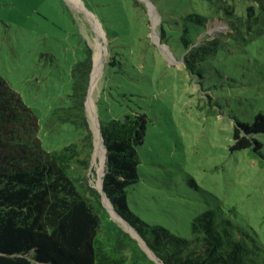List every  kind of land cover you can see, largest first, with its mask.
<instances>
[{
	"label": "rangeland",
	"instance_id": "obj_1",
	"mask_svg": "<svg viewBox=\"0 0 264 264\" xmlns=\"http://www.w3.org/2000/svg\"><path fill=\"white\" fill-rule=\"evenodd\" d=\"M75 1L0 0V76L36 114L43 148L78 138L71 123L49 118L53 108L68 104L71 68L84 58V45L90 46L94 65L99 42L104 63L92 92L95 106L86 112L92 185L101 190L106 155L95 121L132 109L145 113L139 180L129 189L134 211L190 239L192 218L214 207L239 225V235L254 250L253 262H246L264 264V166L247 149L229 148L235 121L264 112V31L221 37L224 47L202 65L200 77L185 67L174 45L161 42L162 15L153 0H139L143 6L136 8L129 0ZM235 1L242 14L248 0ZM200 6L208 10L205 2ZM207 24L210 37L228 30L216 18ZM109 54L120 67H106ZM257 138L264 151V134ZM103 201L126 227L108 196Z\"/></svg>",
	"mask_w": 264,
	"mask_h": 264
},
{
	"label": "trees",
	"instance_id": "obj_2",
	"mask_svg": "<svg viewBox=\"0 0 264 264\" xmlns=\"http://www.w3.org/2000/svg\"><path fill=\"white\" fill-rule=\"evenodd\" d=\"M153 2L162 15L161 42L174 45L185 67L200 77L202 65H208L224 47L223 37L264 31V0H248L242 14L235 0ZM202 2L207 11L201 8ZM129 4L143 6L139 0H129ZM214 18L228 30L210 37L207 22ZM83 52L84 58L71 68L68 104L53 108L49 118L71 123L78 131L76 140L59 148H43L36 114L0 76V264H159L111 218L101 193L91 183L93 139L84 102L93 62L90 46L85 44ZM114 65L120 67L121 62L109 54L106 67ZM99 122L106 147L103 190L159 261L252 264L246 260L253 262L254 250L239 235V225L214 207L192 218L190 239L135 212L129 189L139 180L138 146L144 141L147 115L132 109ZM257 134H264L263 111L254 113L251 121H235L229 148L247 149L264 166ZM228 211L237 213L235 206Z\"/></svg>",
	"mask_w": 264,
	"mask_h": 264
},
{
	"label": "bare ground",
	"instance_id": "obj_3",
	"mask_svg": "<svg viewBox=\"0 0 264 264\" xmlns=\"http://www.w3.org/2000/svg\"><path fill=\"white\" fill-rule=\"evenodd\" d=\"M74 2L76 3L75 0H74ZM95 47H96L95 48V60H94V65H93L94 67H92L89 94L87 96V101H86V106H87V110H88L89 114L92 113V108H93V106H95V101H94V98L92 96V92H93V88H94V86L96 84V80H97V78H98V76H99V74L101 72L102 64L104 63L103 62V55H102V52H101V47L99 45V42L96 41ZM95 122H96V124H95V126H96V138L100 140V142H99L100 152L103 153L104 152V146L102 144V141H101V138H100V134H99V126H98L99 123H97V121H95ZM96 146H97V150H98V144H96ZM105 159H106V155L104 157L103 164L105 162Z\"/></svg>",
	"mask_w": 264,
	"mask_h": 264
},
{
	"label": "water",
	"instance_id": "obj_4",
	"mask_svg": "<svg viewBox=\"0 0 264 264\" xmlns=\"http://www.w3.org/2000/svg\"><path fill=\"white\" fill-rule=\"evenodd\" d=\"M93 67V65H92ZM91 73H92V70H91ZM91 73H90V79H91ZM89 87H90V80H89V86H88V90H87V94H86V99H85V110L87 112V109H86V101H87V96L89 94ZM99 134H100V138H101V141H102V144L104 146V150H105V154H106V147L104 145V141H103V136H102V133H101V126H100V122H99ZM91 161H92V155H91ZM91 166H92V163H91ZM104 166H105V162H104ZM103 174H104V171H103ZM102 180V179H101ZM99 192L101 193V197H102V202L103 204L105 205V207L107 208V210L109 211L110 215H111V218L113 220H115L116 222L117 219L113 216L110 208L104 203L103 201V196L106 195L105 191L103 190V184L101 183V190H99ZM107 196V195H106ZM113 207V206H112ZM116 213V215L121 218V220L125 223L126 227H123L122 228L124 230H126L132 237L136 238L139 242V244L141 245V247L148 253L149 257H151L152 259L156 260L159 264H164L163 262L159 261L158 258L154 255V253L149 249V247L146 245L145 241L139 236V234L136 232V230L115 210L113 209ZM121 226V225H120Z\"/></svg>",
	"mask_w": 264,
	"mask_h": 264
}]
</instances>
